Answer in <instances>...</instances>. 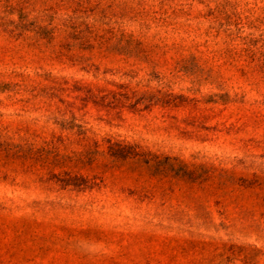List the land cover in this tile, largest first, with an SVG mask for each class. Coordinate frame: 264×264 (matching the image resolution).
Listing matches in <instances>:
<instances>
[{
    "label": "rangeland",
    "instance_id": "374dc122",
    "mask_svg": "<svg viewBox=\"0 0 264 264\" xmlns=\"http://www.w3.org/2000/svg\"><path fill=\"white\" fill-rule=\"evenodd\" d=\"M0 264H264V0H0Z\"/></svg>",
    "mask_w": 264,
    "mask_h": 264
}]
</instances>
